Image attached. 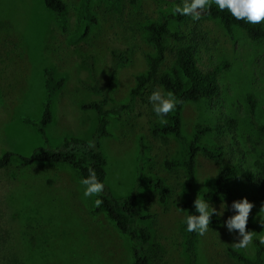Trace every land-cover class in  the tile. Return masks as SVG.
Here are the masks:
<instances>
[{
	"label": "rangeland",
	"instance_id": "1",
	"mask_svg": "<svg viewBox=\"0 0 264 264\" xmlns=\"http://www.w3.org/2000/svg\"><path fill=\"white\" fill-rule=\"evenodd\" d=\"M68 28L60 31L42 0H0V154L11 151L29 155L36 147H56L64 137L89 140L97 125L96 115L84 104L106 96V108L118 106V115L108 117L106 134L100 139L105 157V186L115 197L132 195L142 207L138 224L149 231L145 251L149 264H190L185 252V173L180 166L168 168L166 160L182 157V146L172 135L152 132L159 123L148 97L163 90L151 80L130 99L136 78L148 69L154 53L146 39V25L174 13L182 0H91L94 22L78 43L67 41L78 25L80 0H63ZM264 25V22H262ZM169 27L185 36L182 42L165 39L167 50L159 73L174 61V50L183 43L194 46L198 65L204 69L223 61L219 91L211 99L187 102L182 110V133L190 137L196 122L215 131L202 141L220 144L224 155L214 161L202 153L196 157L192 191L204 189L222 165L237 163L242 172H261L264 167V135L254 123H264V39L250 40L239 27L226 30L219 20L200 15L170 19ZM122 57V58H121ZM49 68L63 86L51 98L52 120L41 134L29 118L41 117L45 96L44 70ZM112 76V85L108 87ZM255 101L249 110L246 95ZM231 117L233 126L225 124ZM149 161L146 176L160 178L169 187L165 201L156 190H135L140 144ZM257 183L234 179L231 193L209 200L217 211L228 210L211 222L204 236L196 234L195 264H246L230 250L249 259L253 252L238 250L236 232L224 221L233 215L231 204L247 198L253 204L246 230L264 236V204L256 198L264 191ZM76 173L65 164H33L0 169V264H130L126 238L104 216L94 213L95 197L85 199ZM238 232V230H237ZM264 246V245H263ZM264 264V250L262 252Z\"/></svg>",
	"mask_w": 264,
	"mask_h": 264
},
{
	"label": "trees",
	"instance_id": "2",
	"mask_svg": "<svg viewBox=\"0 0 264 264\" xmlns=\"http://www.w3.org/2000/svg\"><path fill=\"white\" fill-rule=\"evenodd\" d=\"M91 0H80L79 17L76 30L69 35L67 41L71 44L80 42L88 33L90 26L94 22V17L89 9ZM116 4L119 0H111ZM136 2L137 0H130ZM43 5L50 10L54 21L60 31H67L68 18L67 6L63 0H42ZM204 16L219 20L226 30L233 27L241 28L246 36L253 41L264 39L263 23L251 25L243 21L235 20L231 14L224 10L221 12L214 4L212 7L201 13ZM184 16L169 13L160 18L157 22H151L146 25V39L152 44L154 53L149 57L148 69L144 74L136 78L135 87L131 90L130 99L132 100L141 89L151 80H157L160 86L167 92H172L181 102L178 104L175 112L167 117L168 123L161 125L155 123L152 126V132L161 135L174 136L182 146V157L178 159L166 160L165 166L168 168L180 166L185 173V187L187 194L184 200L177 203V207L185 210L187 215L195 213L193 202L196 198L217 200L223 196H229L231 193L229 183L234 179H244L247 182L264 184V167L261 172H242L237 163L231 165H222L218 168L214 179L204 189L193 192L192 181L195 172L196 157L202 153L207 158L220 161L224 155V148L220 144H209L202 141V137L216 130V127L203 122H196L193 125L189 138L182 133V110L184 105L190 101H199L211 99L219 91V74L226 68L228 63L223 61L210 68L204 69L198 65L195 49L192 44L183 43L174 50V61L170 68L163 73H159L160 65L163 62L167 50L165 39H172L182 42L185 36L177 30L169 27V20H183ZM122 58V57H121ZM45 96L41 117L37 122L25 118V121L34 123L41 134H44V127L51 122V98L53 94L63 86V78L55 79L49 68L44 70ZM112 76L109 78L108 87L112 85ZM249 110L252 114L255 108V101L251 94L246 95ZM106 96L84 104L85 108L92 109L95 112L97 125L91 139H81L73 136L64 137L61 144L56 147H36L29 155H22L11 151H5L0 154V169H6L11 166L27 167L33 164H65L71 168L81 180L86 178L87 170L91 167L95 169L99 180L104 182L105 157L100 148V139L106 134V128L109 123L108 117L119 114L123 107L118 106L113 109L106 108ZM228 126H233L236 121L231 117L224 119ZM254 128L264 135V123H254ZM145 145L140 144L137 157V175L135 190L146 185L157 191L159 199L165 201L169 195V187L160 178H153L143 174V166L149 161V157L144 154ZM264 189V187L262 186ZM101 199L103 203L97 207L94 206V213L104 215L115 227L116 232L126 238L130 248V264H149V258L145 247L149 240V231L146 226L138 224L137 220L141 217L142 207L134 200L132 195L125 197H115L105 186L104 192L95 199ZM259 204H264V191L256 198ZM216 217L212 216L211 222H216ZM186 228V226H185ZM195 233H189L185 230V252L190 264H195L194 241ZM255 257L249 259L243 254L230 250L231 255L246 264H263L262 252L263 245L254 243Z\"/></svg>",
	"mask_w": 264,
	"mask_h": 264
},
{
	"label": "clouds",
	"instance_id": "3",
	"mask_svg": "<svg viewBox=\"0 0 264 264\" xmlns=\"http://www.w3.org/2000/svg\"><path fill=\"white\" fill-rule=\"evenodd\" d=\"M215 5L221 12L227 10L231 16L237 21L257 25L264 22V0H182V6L177 5L174 12L181 16H190L193 20H198L202 12L209 10ZM158 122L161 125L168 123V115L176 111L178 104L181 102L176 96L168 91L154 90L148 97ZM83 186L82 196L85 199L99 197L105 189V183L98 179L95 169L87 170L86 178L80 180ZM95 205L99 207L103 201L99 198L95 199ZM224 207L217 211L212 207L208 199L196 198L193 202L195 213L188 214L184 217L183 223L185 230L189 233H195L198 236H204L210 225L211 218L215 213L216 216H222L228 207ZM253 204L247 198L235 200L231 204L233 215L224 221V226L229 233L236 232L238 242L233 243L238 250H244L245 253L253 252L254 243L264 245V236H256V232L246 230L248 218ZM238 230V232H237Z\"/></svg>",
	"mask_w": 264,
	"mask_h": 264
}]
</instances>
